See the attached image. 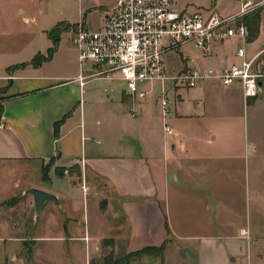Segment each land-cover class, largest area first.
I'll return each instance as SVG.
<instances>
[{
  "label": "crops",
  "instance_id": "crops-1",
  "mask_svg": "<svg viewBox=\"0 0 264 264\" xmlns=\"http://www.w3.org/2000/svg\"><path fill=\"white\" fill-rule=\"evenodd\" d=\"M232 1L240 7L228 14L238 12L247 0ZM79 8L84 17L74 25L86 24V12L94 9L81 3ZM107 8H96L100 20ZM259 18V35L245 46L257 65L264 53V5ZM235 46L229 40L213 47L211 56L201 53L203 62L188 63L203 70L230 67L239 62ZM77 63L72 57L69 80L35 76L30 70L38 67L27 65L0 76V87L11 80L0 130V205L8 208L5 213L22 207L33 212V198L26 191L36 188L56 196L58 204L44 202L39 230L31 235L34 241L64 242L72 249L81 248L82 242L89 258L105 240L107 255L113 253L116 261L165 243L163 256L172 247L171 253L181 256L184 250L182 259L195 264H240L250 251L247 246L255 243L246 189L250 163L258 170L264 167V80L258 98L248 101L238 85L201 82L183 95L178 92L163 119L154 97L134 101L123 84L107 92L92 85L96 80L79 86L74 81ZM243 116L249 130L258 129L256 136L254 130L247 134L252 144L248 158L239 129ZM164 122L171 135L163 131ZM36 165L41 185L11 178L15 170L25 177ZM75 166L79 177L68 172ZM62 180L61 188L57 184ZM89 194L98 211L96 225L106 231L81 230L74 211ZM8 233L14 240V230ZM157 259L164 264V257Z\"/></svg>",
  "mask_w": 264,
  "mask_h": 264
},
{
  "label": "rangeland",
  "instance_id": "rangeland-1",
  "mask_svg": "<svg viewBox=\"0 0 264 264\" xmlns=\"http://www.w3.org/2000/svg\"><path fill=\"white\" fill-rule=\"evenodd\" d=\"M172 1L179 10L197 12V10L203 11L213 8L218 10L221 15H227L232 10L240 7L239 1L234 2L232 0ZM259 1L261 0H252L251 3H259ZM80 3L83 6L91 5L94 7L92 12H86L85 19V23L93 29L98 28V20H100L99 10H96V8L99 6L111 7V0H0V76L6 75V69L9 67L30 63L38 54L46 55L47 50L53 48V41L48 38L47 34L56 26H60V29L56 32L59 33V43L52 58L42 62L36 70L31 68L30 71L35 76L56 78V81L69 80L67 77L72 72V57L77 58L71 44L72 27L77 26L74 24L79 22L85 13L81 16ZM263 5L264 3L260 8ZM67 25L72 27L67 28ZM200 55L201 51L194 49L191 45H183L181 48L167 53L165 68L173 75L181 70L182 62L185 59H187L186 64H188V59L203 62ZM258 61V70L262 68L264 71V53ZM27 66L32 67V65ZM97 80L92 85L102 87L103 92L110 91L111 87L117 86L119 89L123 87L122 83L115 79ZM153 84L151 94L147 100L152 97L155 99L160 91V84ZM147 87L150 88V85L148 84ZM187 91H190V89L180 91V93L183 95ZM250 128L249 130L246 125V117L243 116L240 119L239 129L241 135H244L241 143L246 158L251 155L252 149V144L247 143V134H253L254 130L255 136L258 135V129ZM263 132L264 126L260 134ZM235 134L237 136L236 131ZM46 165L48 170L52 166L51 161ZM40 170L38 165L30 166L25 177L15 170L11 178L17 179L22 185H28L29 183L41 185L39 181ZM71 172H74V170H71ZM247 176L246 191H248V195L246 206L250 211L248 223L251 239L255 243H250L247 246L250 251L239 262L240 264H264V167L258 170V165L252 161ZM63 184L64 180L57 185L62 188ZM47 185L49 184L47 183ZM42 186H46V181ZM87 199L88 201L85 197V200L77 203L75 211L73 209L76 212L75 216H78L81 223L82 232L85 230L88 232L89 230L92 234L98 230L106 231V228H100L96 225L95 216L98 215V211L93 209L94 197L89 194ZM7 209L0 205V222L4 226V228H0V264H85V262L86 264H160L157 257L152 258L145 255L116 257L118 259L116 261L113 253L107 255V242L105 240L101 241L100 245L95 248L96 252L93 256L90 255L89 258L85 257L83 253L84 243L82 242L78 243L81 248L72 249L66 246L64 242L34 241L31 235L39 230L38 219L42 217H35L33 212L30 210L28 212L23 207L18 208L13 214L8 212L7 215L5 213ZM6 225L9 230L5 227ZM69 225L67 223V227ZM13 230L15 233L14 240L11 239L12 236H9L8 233ZM171 249L172 247L164 253V264H195L190 259L183 260L177 253H171Z\"/></svg>",
  "mask_w": 264,
  "mask_h": 264
},
{
  "label": "built area",
  "instance_id": "built-area-1",
  "mask_svg": "<svg viewBox=\"0 0 264 264\" xmlns=\"http://www.w3.org/2000/svg\"><path fill=\"white\" fill-rule=\"evenodd\" d=\"M263 3L247 0L238 12L221 15L213 8L179 10L172 0H111L97 29L80 23L72 30L79 70L74 81L84 87L90 80L115 79L134 101L147 100L153 83L160 84L155 102L163 119L178 92L195 89L204 81H216L224 87L238 85L245 101L255 100L264 72L257 68V57L247 56L249 34L242 18ZM229 40H235L239 59L230 67L203 70L188 63L173 75L165 68L167 53L183 45L211 56L213 47ZM163 131L172 134L165 122Z\"/></svg>",
  "mask_w": 264,
  "mask_h": 264
},
{
  "label": "trees",
  "instance_id": "trees-1",
  "mask_svg": "<svg viewBox=\"0 0 264 264\" xmlns=\"http://www.w3.org/2000/svg\"><path fill=\"white\" fill-rule=\"evenodd\" d=\"M260 11H261L260 7L256 8L253 11L245 14L244 17L242 18L243 23H245L247 30H248V34H249L248 42H253L254 40L257 39V37L259 35L258 32H259V25H260V18H259ZM69 27L70 26L67 25V28H69ZM72 28H74V27H72ZM59 29H60V26H56L54 29H52L51 31L48 32V34H47L48 38L53 41V48L48 49L46 55H41V54L39 55L38 54L37 56H35L31 60L30 63H25L23 65L21 64V65L9 67L6 69L7 74L10 75V73L12 71H14L15 69L23 68L26 65H32L34 67H39L42 62L50 60L53 56V53L56 51V48H57L58 43H59V33H56V32H58ZM10 84H11V80H8L5 86L0 87V121L2 120L1 118H2V113H3V103L2 102L6 98L9 97V96H7V92H8V89L10 88ZM58 124H55V133H56V129L58 128ZM46 167L47 166H45V168L43 169V171H44V177L43 178L44 179L46 177V175H45V172L47 170ZM72 169L76 172V176L79 177L80 176L79 169L75 166L74 168L69 169L68 172ZM64 171H65L64 169L58 170L57 173H58V175L61 176ZM164 248H165V243L156 247V248H151V247L143 248L142 250H140V252L133 253V254L128 255V256L131 257V256L145 255V256H149V257H155V258L158 257V258L163 259L162 256H163Z\"/></svg>",
  "mask_w": 264,
  "mask_h": 264
},
{
  "label": "water",
  "instance_id": "water-1",
  "mask_svg": "<svg viewBox=\"0 0 264 264\" xmlns=\"http://www.w3.org/2000/svg\"><path fill=\"white\" fill-rule=\"evenodd\" d=\"M261 85L262 82L258 84L259 91L261 90ZM27 194H30L31 197L33 198V213L35 217H37L41 212L42 206L44 205V202L49 201L53 202L54 204H58V199L56 196L48 193V192H43L39 189L36 188H29L26 191ZM180 255L184 256V250L180 251Z\"/></svg>",
  "mask_w": 264,
  "mask_h": 264
}]
</instances>
